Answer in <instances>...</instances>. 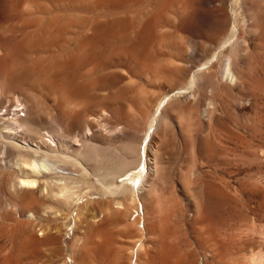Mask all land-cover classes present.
Listing matches in <instances>:
<instances>
[{
  "label": "rangeland",
  "instance_id": "rangeland-1",
  "mask_svg": "<svg viewBox=\"0 0 264 264\" xmlns=\"http://www.w3.org/2000/svg\"><path fill=\"white\" fill-rule=\"evenodd\" d=\"M220 1L0 0V77L16 75L68 149L90 141L104 165L131 164L122 134L144 138L168 96L134 199L101 193L83 166L63 167L79 194L65 204L12 192L0 170V264H264V0ZM233 25L235 49L212 58Z\"/></svg>",
  "mask_w": 264,
  "mask_h": 264
},
{
  "label": "bare ground",
  "instance_id": "bare-ground-1",
  "mask_svg": "<svg viewBox=\"0 0 264 264\" xmlns=\"http://www.w3.org/2000/svg\"><path fill=\"white\" fill-rule=\"evenodd\" d=\"M222 1L225 2V0L220 1V3L224 4ZM230 12H233L232 9ZM146 26H148V25H146ZM236 30H237L236 26L233 25L231 30H230V33H228V35L225 37L224 41L221 44L219 43V47L216 48V52L212 55V58H216V56H218V55L220 56V51L224 46H228L230 48V50H232V51L235 49L236 44H237L236 40H235L236 39L235 34L237 32ZM147 31L149 33V30H147ZM101 32H102V30H101ZM101 32H99V33L101 34ZM107 32L108 31L106 30V33ZM99 36H101V35H99ZM102 36H103V34H102ZM144 36H146V35H144ZM119 37H120V35H119ZM99 39L101 40V38H99ZM139 39L141 40V38H139ZM136 45H137V43H136ZM140 48H141V46H140ZM222 60H224L225 63H228V64H226L225 67H223L225 63L223 64L222 68H224V69L223 70L221 69V72H220V73H222V71H223V76H225L224 74H228V72H229V68H228V72H227V67H229L228 65H231V63L229 64V62H230L229 56H223ZM0 64H1V62H0ZM66 65H68V64H66ZM59 69H60V67H59ZM15 76L16 75H13L10 71H7L4 74V76L0 77V170L6 176L5 179L8 182V188L12 192L17 191L18 188L28 190V192L29 191L34 192L35 190H40L41 196L43 195L44 197H46V196L61 197L59 199H61V200L63 199L62 203L68 202L69 198H71V201L73 200V198L76 201L79 199V194L74 193V191L76 192L75 189H73V191L70 190L73 187V185L71 184L72 187L70 188V186H69L70 184H68V182H70V181L73 182V179L69 178L71 180H68L67 182L65 181L67 178V174L63 171V169H64L63 167H64V165H66L65 167H67V164H68L69 167L71 165L73 166L72 167L73 171H74V167L79 168L78 166H81V167L83 166L84 171L81 174L87 175L84 172H88L89 174H92L94 177L93 179H95L96 183H98L99 189L101 191L99 189L98 190L101 193L103 192L105 195H113V194L114 195H122V197L124 195L125 196L130 195L134 199L135 195H137L139 193V191H141V186H142V183L144 182L143 181L144 176L147 175V174H145V172L147 170L146 165L148 166L147 167L148 170H151V167H150L151 163H152V170H155L156 167H154V166L157 165V163H155L156 161H152L149 158H146V155L148 153L147 141H148L150 132L153 130L152 128L158 119V113H159L160 109L162 108V106L164 105V103L167 102L165 100H168L167 99L168 96L163 98L162 100H160V102L157 104L156 110H155L152 118L150 119V121L147 123L145 122L147 134L144 136V138L143 137L141 138L139 135V133L141 132V127H138V125H137L138 128L137 127L131 128V130L128 129L126 131L127 134L126 133L122 134V136L123 135L126 137L128 136L127 140L129 142V145L134 148L133 151L131 150L135 154L134 160L131 164H126L125 161H123L124 163L123 162L121 163V161H120V163L117 164L116 167L113 166V167H115V168H113L112 164H114V163H112L111 166H109L106 163H105V165L103 164L105 161L104 162L101 161L102 157H101V154H99L100 152L98 153L97 147L95 146V144H92L90 141H84L82 145L80 143L81 147L78 145L80 148H74V149L69 148L70 149L69 150L68 147H70V146L66 145L67 143L64 142L65 140L63 141V139L68 138V135H66V134L64 135V133L62 134L60 132V130H61L60 122L55 117H53L51 115L49 117L53 123L52 125L54 126V129H55L54 132H56V133L51 135V136H47L48 134L46 132L45 133L47 135H45L44 132H43L44 133L43 134L41 132V130L38 128L39 126L37 127L36 116H38V115H35L36 119H33L34 117H31L32 115L26 111L28 107L26 105V101L24 100L23 96H21V93H19V86H18L19 84H18L17 78ZM194 77H196V76L193 74L191 76L190 81H189V87L191 85H193V82L195 81ZM226 77H227V75H226ZM233 78H234V76H233ZM191 89H192V86H191ZM191 89H190V91H191ZM187 91H189V90H187ZM22 109L25 112L24 117H21L18 114V112L21 111ZM119 138L120 137H118V140H116V142L115 141L114 142L115 143L121 142V139H119ZM68 139H70V138H68ZM112 143H113V141H112ZM124 149H125V146H124ZM126 151H129V150H125V152ZM116 153L118 154V152H116ZM141 153H143L144 159H142ZM131 154L132 153H130V155ZM104 155L109 156L108 154H104ZM118 155H120V154H118ZM130 155H128V152H127V156L129 158L131 157ZM127 156H125L124 159H126ZM106 157H103V158H106ZM109 157L111 160L113 159L112 156H109ZM104 160H106V159H104ZM111 160H110V163L113 161V160L112 161ZM101 162H103V163H101ZM153 164H154V166H153ZM131 170H133L135 172H133V174L129 177V183L123 179H121V182L119 184L116 183L115 179L117 177L124 176L127 172H129ZM79 171H80V169H79ZM75 174H76V172H75ZM75 177H78V176H75ZM53 179H55V181H53ZM48 180H50V181H48ZM74 180L76 181V179H74ZM79 187H77V188H79ZM86 187H87V185H86ZM137 191H138V193H137ZM138 196H139V194H138ZM59 199H58V201H59ZM61 200H60V202H61ZM67 206L69 207V205H67ZM68 207H67V209H68ZM136 252H138V251H136Z\"/></svg>",
  "mask_w": 264,
  "mask_h": 264
}]
</instances>
